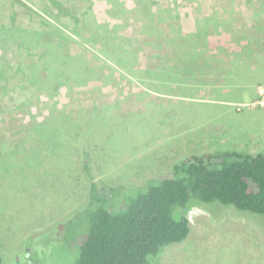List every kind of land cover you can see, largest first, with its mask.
<instances>
[{"label": "rangeland", "instance_id": "374dc122", "mask_svg": "<svg viewBox=\"0 0 264 264\" xmlns=\"http://www.w3.org/2000/svg\"><path fill=\"white\" fill-rule=\"evenodd\" d=\"M56 1L65 16L51 0H0L5 264H29V251L36 264L76 263L70 223L89 191L85 164L97 183L139 186L173 177L189 156L264 152V0ZM90 2L134 67L94 37L81 16ZM53 46L75 59L56 88L42 59ZM188 218V238L160 264H264V216L218 205Z\"/></svg>", "mask_w": 264, "mask_h": 264}, {"label": "trees", "instance_id": "16d2710c", "mask_svg": "<svg viewBox=\"0 0 264 264\" xmlns=\"http://www.w3.org/2000/svg\"><path fill=\"white\" fill-rule=\"evenodd\" d=\"M108 1L115 6V0ZM51 2L60 16L66 15L62 3ZM81 16L86 23L96 25L93 31L96 39L107 38L105 46L110 58L124 67L136 65L127 56L129 51L124 58L118 50L117 32L110 33L97 25L91 2ZM81 16L78 13L73 17L77 24ZM53 47L47 48L42 59L48 68L45 80L56 88L61 79L69 78L65 73L75 59L70 55L57 56L56 46ZM43 86L46 88L45 83ZM84 168L90 179L89 191L70 223L76 228L77 242L73 246L79 249L75 264H160L166 247L188 238L191 230L188 212L196 206L220 205L239 213L264 216V152L226 151L189 156L174 166L173 177L149 179L139 186L97 183L89 165ZM70 214L59 222L62 231L65 228L61 226L69 223ZM33 256L29 251V264H36ZM4 261L0 256V264H5Z\"/></svg>", "mask_w": 264, "mask_h": 264}]
</instances>
